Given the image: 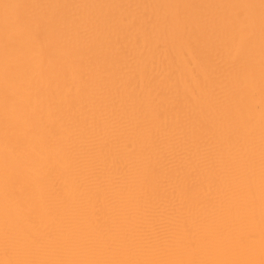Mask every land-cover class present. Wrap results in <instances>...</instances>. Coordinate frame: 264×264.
<instances>
[{"label":"bare ground","instance_id":"obj_1","mask_svg":"<svg viewBox=\"0 0 264 264\" xmlns=\"http://www.w3.org/2000/svg\"><path fill=\"white\" fill-rule=\"evenodd\" d=\"M20 2L67 5L26 11L67 22L72 33H79V42L73 48L67 78L41 76L48 70L49 59L61 54L62 49L56 47L43 64L37 60L29 69L34 86L31 106L42 111L56 130V143L50 146L55 185L51 186L49 210L34 217L42 233L41 246L27 253L19 249L5 252L0 247V260L259 261L260 0ZM246 3L256 5L246 12L254 34V82L241 99L239 115L254 117L251 150L247 129L235 134L228 120L222 121L235 98L223 97L219 105L210 107L205 97L193 105L185 94L184 79L177 98V85L168 81L165 67L170 50L180 46L173 36L177 21L191 34L201 31L206 22L234 18L239 11L218 5ZM14 14L15 9L0 7V22L5 15ZM97 35L101 39H96ZM12 75L15 81L23 78L22 70L15 67ZM2 86L0 74V94ZM65 96L71 102L64 103L60 113L49 110L50 103H59ZM17 126L21 127L22 121L17 120ZM129 143L135 145L137 158L144 159L140 178L126 152ZM2 153L0 139V158ZM105 155H109L107 167ZM205 156L209 157L207 167ZM114 159L119 163L113 164ZM177 171L183 178L179 187L174 179ZM77 178L89 189L86 211ZM146 208L156 209L157 214L146 215ZM171 217L193 226L188 241L171 246L162 234L160 242L148 244L152 224ZM4 219L0 196V230ZM191 239L198 241L196 246Z\"/></svg>","mask_w":264,"mask_h":264},{"label":"snow or ice","instance_id":"obj_2","mask_svg":"<svg viewBox=\"0 0 264 264\" xmlns=\"http://www.w3.org/2000/svg\"><path fill=\"white\" fill-rule=\"evenodd\" d=\"M0 7L15 9L12 16L5 15L0 22V51L3 53V64L0 66L3 86L0 104L3 107V120L0 122V139L3 142V153L0 158V196L5 205L3 229L0 230V247L5 252L19 249L30 252L41 246V229L34 222V217L44 215L49 210L51 186L55 185L56 167L51 156L50 146L55 141L56 130L50 126L42 111L32 108L33 82L29 69L37 61L41 63L50 57L53 47L62 49L59 56L48 61V76L64 77L69 75V60L73 56V48L79 42V33H72L67 22L57 17H36L27 13V9L39 7H68L67 5H36L21 3L20 0H0ZM239 10L234 18H222L206 22L201 31L187 33L181 22H176L173 33L179 42V48L170 50L166 63L167 79L177 85L181 79L186 81L185 94L193 105H197L205 97L210 107H216L223 97L235 98L222 116L227 119L235 134L242 128L247 129L249 150L251 135L255 129L254 117L249 113L241 118V99L254 82L252 57L254 51L252 19L247 10L255 8V4L218 5ZM260 193H261V245L259 261L246 260H36L6 259L0 264H264V0H260ZM101 39L99 35L95 37ZM121 51H124L123 49ZM126 55V52H125ZM22 70L23 78L13 79V68ZM202 73H204L202 75ZM190 89V94H188ZM219 89V92L217 91ZM71 102L65 96L59 103H50L49 110L60 113L64 103ZM161 116L163 113L160 114ZM17 120L22 126H17ZM139 126V125H138ZM231 140V135L228 137ZM107 153L111 148L105 146ZM127 155L137 170V177L143 174L144 159L137 158L134 144L125 146ZM109 155H105L104 165H108ZM113 164L119 160L114 159ZM209 166V157L203 159ZM199 169H197V172ZM173 179V177H169ZM176 186L182 184L183 178L177 171L174 176ZM251 187V175L249 177ZM77 189L80 202L86 211L89 206V189L85 182L77 178ZM145 214L154 216L156 209H145ZM163 215L162 213L160 214ZM171 246H183L193 235V226L181 223L177 217L166 222L152 224L148 244L161 241ZM52 239V234L48 233ZM196 246L198 241L191 239Z\"/></svg>","mask_w":264,"mask_h":264}]
</instances>
